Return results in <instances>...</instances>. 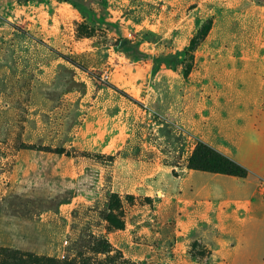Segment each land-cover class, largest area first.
<instances>
[{
	"label": "rangeland",
	"instance_id": "obj_1",
	"mask_svg": "<svg viewBox=\"0 0 264 264\" xmlns=\"http://www.w3.org/2000/svg\"><path fill=\"white\" fill-rule=\"evenodd\" d=\"M124 39L139 58L117 50ZM263 56L259 0H0V264H206L198 243L174 254L160 186L198 141L215 149L207 123L243 100L222 88L228 71L261 99L264 61L241 58ZM145 163L157 191L122 189L117 171Z\"/></svg>",
	"mask_w": 264,
	"mask_h": 264
},
{
	"label": "crops",
	"instance_id": "obj_2",
	"mask_svg": "<svg viewBox=\"0 0 264 264\" xmlns=\"http://www.w3.org/2000/svg\"><path fill=\"white\" fill-rule=\"evenodd\" d=\"M241 60L264 61V58ZM215 71L219 77V70ZM212 72L205 71L202 77L208 78ZM228 72L234 80L221 81L225 84L222 88L230 89L238 98L241 95L243 100L237 104L230 100L222 114L214 113L213 129L207 123L200 139L222 154L237 158L248 169V177L239 179L187 170L180 181L173 177V184L168 182L166 189L160 187L167 203H172L176 210L174 254H188L192 245L198 243L210 253L206 264H264V240H258L264 238V231L259 229L264 220V80L259 87L262 97L255 100L249 90L241 93L235 86L248 85L245 77H238L235 70ZM176 83L173 82L168 100L179 92ZM170 109H175V105ZM116 176L122 189L130 191L134 184L139 195H153L159 188V171L153 163H145L134 172L119 169Z\"/></svg>",
	"mask_w": 264,
	"mask_h": 264
},
{
	"label": "trees",
	"instance_id": "obj_3",
	"mask_svg": "<svg viewBox=\"0 0 264 264\" xmlns=\"http://www.w3.org/2000/svg\"><path fill=\"white\" fill-rule=\"evenodd\" d=\"M259 1L260 3H264V0H259ZM203 37L204 36L197 38L202 39ZM121 41L122 40H120L116 44V47L119 45ZM194 45H195V40L192 43V47H191L192 50L194 48ZM172 61H173L172 59L166 58V62L168 64L172 63ZM106 84L109 88H113V86L108 82H106ZM113 89L116 90V88ZM187 169L192 171L211 173V174L233 176L239 179H246L249 174L246 168L236 163L235 161L229 159L228 157L221 154L217 150L210 148L201 141L197 142L193 155L190 157ZM109 221L112 223L115 222L114 218L112 217L109 218Z\"/></svg>",
	"mask_w": 264,
	"mask_h": 264
},
{
	"label": "water",
	"instance_id": "obj_4",
	"mask_svg": "<svg viewBox=\"0 0 264 264\" xmlns=\"http://www.w3.org/2000/svg\"><path fill=\"white\" fill-rule=\"evenodd\" d=\"M116 48L129 60L139 58L138 46L131 44L128 40H122Z\"/></svg>",
	"mask_w": 264,
	"mask_h": 264
}]
</instances>
